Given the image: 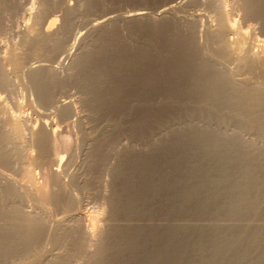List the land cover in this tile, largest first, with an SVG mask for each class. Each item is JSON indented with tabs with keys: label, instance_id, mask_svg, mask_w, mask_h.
<instances>
[{
	"label": "rangeland",
	"instance_id": "rangeland-1",
	"mask_svg": "<svg viewBox=\"0 0 264 264\" xmlns=\"http://www.w3.org/2000/svg\"><path fill=\"white\" fill-rule=\"evenodd\" d=\"M178 1L179 0H0V79L2 78L1 74H4V76L6 75L9 78L11 77L10 79L7 78V80L9 79L11 81L13 78V80L11 81L13 84L8 80L11 83V85H13V86H8L10 88L5 87L6 88L5 89L4 86L1 87L2 85L0 83V99H1V102H0L1 108L0 109L7 107L5 110L6 111L8 110L7 113L3 109L0 111V117H1L0 123H2V121H6V127H5L4 123L2 125L0 124V126H2V128H0V130H2V132L1 131L0 132H1L2 136L3 135L4 136H10L11 132H12L11 127H13V124H14V123L12 124L11 122H16L18 125L20 123L21 129H20V127H19V129L22 130L21 131L22 134L19 133L20 132V130H19L18 135L19 134H20V136L22 135L21 136L22 139H21V137L18 136L19 138L18 137L17 138L19 140H17V142L18 143L21 142V145H22V142L24 143V141H25L24 144H26V145H24V146H26L25 149H24L23 145H22V147H20V150L22 149L20 152L23 151L25 155L22 153L21 154L23 155V157L26 156V152L29 154L28 151L25 152V150L27 148V150H30L29 157L32 158V156H33L32 159L30 158L31 160H29V159L25 160L21 156L25 161L23 159H22L23 160L22 161L20 159L21 158L20 157L19 158L20 160L19 159L13 160L14 162L12 161V163H10L9 165L8 164L7 165L2 164V166L0 165V167H1L0 170H2V172L4 171V173H6L8 175L11 174L12 177H13V175L16 176L18 178L17 179L18 182H19V180H22V181H20V183L25 184V187H26L28 193H30V194L34 193V190L35 189L37 190V188H38V191L43 192L47 188L44 192L48 191V193H46V195H48V194L50 195L53 192L52 188H54V186L52 183H50L51 181H49V179L51 177L49 178L48 176H50L51 174H49V175H47V174L49 171H50V173H53L55 171L57 172L60 169L57 173L56 172L55 173L58 176L61 174L60 177H62L61 179L63 180V182L65 181L67 186H70V189L73 191V193L75 195H77L79 202H80L82 212L86 211L87 214H91V215L96 216V217L100 216L99 217L100 219H102V218L107 219L108 220V227L110 226L109 229L115 228L116 230L120 229L121 231H123V230H127V227L130 226L129 229L137 228L140 230H142V229L144 230V233L142 232V234H139V236H137V238L139 240L134 241V240H136L135 236H133L134 237L133 239L130 238L131 240H133V242H137L139 244V249L142 250V251H139V253L143 254V256L146 254L150 255L149 253H151V255H153L154 253L156 254L157 251H162L164 253H167L166 258L169 259V260L168 259L165 260V262H164L165 264H211V262L207 263L208 262L207 260L210 259V257H209L210 251L209 250L207 251V249L201 250V247H205V244L209 243V241H207V239L210 240L208 236H209V234L211 235V233H212V231H210L211 233H208L209 227L211 228V226L214 225V226L218 227V230H221V231L225 230L228 233H232L233 231H235L234 229L237 230V228H236L237 226L238 227L240 226L239 228L241 231L240 230H237V231L239 234H241V232L243 231L242 229L245 226L247 227V225H250V223H249L250 220L252 221V223H251L252 225H254L256 223V221H257V223L255 225L264 224V221H262V220H264V209H263L264 208V197H263V195H264V189H263L264 188V180H263L264 179V160H263L264 159V147H263L264 146V128L261 129V131L259 130V133H258L257 130H254L252 128L254 126L257 127L258 124L256 125L255 123L258 121H253L252 123H254V124L248 123L249 127L246 124V120L241 121V122H234V124L237 127H238V123H239L240 128L245 129V130H243V132H241L239 134V137L242 138L241 140H243V141L246 139L244 141V143L246 141L247 142L245 144H242V147H243V148L241 147L242 150L240 147H238V148L234 147L238 151L236 149L231 148V151L227 150L226 151L227 153L223 152V154L221 156H215V155H209L208 154L209 152L206 151V149H204L203 145L206 147L208 145L207 143H203L201 141L197 142V138L191 137V136L189 137V135L187 136L186 133L184 134V131H185V129H187L188 125H185V124H182L181 122H179L180 117L175 116L170 112L167 113V115H166V111L163 109L164 103H165V101H164V89L165 88L162 87L163 84L157 85V83L154 82L157 77H162L163 74H161L160 69L159 70L158 69H151V59H153V58L158 59V57H159L161 60V56H162L161 53H163L162 59L163 60L166 59L169 56V54L171 53L170 50L176 48L171 44V41L175 37L176 38L174 40L180 39L179 41H181V42H182L183 37H186V38L192 37L193 39L195 38L197 43H199L200 41L201 42L204 41V39L202 38L203 37V30H204L203 27H204L205 22H206L204 17L202 19H200V21L202 20V22H203L202 23L200 21L194 22V21H192L191 18H188L191 21L188 19H187L188 20L187 21V20L173 19V18L168 17V16H157L155 14V12L166 7L167 5H169V4L172 5V3L175 4ZM195 2H196V0H192V2H191V0H189L188 3L185 4L186 8L182 7V11L186 12L184 14L189 15L188 13L190 12V15H191L192 13L194 14V12L195 11L197 12L198 10H199L198 13L202 12V14L204 13V11L209 12V8H207V10L204 9L207 7L206 5H204V0H202V2H201V0L200 1L197 0V3H195ZM198 3H200V4H198ZM29 7L33 8V9H30ZM191 7L192 8L194 7L193 10L195 9L193 12H191L192 9H189ZM26 8L31 10V13H32V14L29 13L30 20L27 21V24L29 23L28 26L25 25V23L23 22V19L21 18V17H23V14L21 12H23L22 10L26 9ZM183 8H185V9L183 10ZM201 9H203V10H201ZM140 10H143L145 12L154 13L155 15L152 17V19L151 18H145V19L130 20V21L115 20V22L113 21L111 23L104 21V22H102L103 24H100V22L98 24V21H97V20L100 21L101 18L106 17L107 15L108 16L118 15V14L119 15H121V14L122 15H124V14L128 15L132 11L134 12V11H140ZM37 13H39V14L37 15ZM49 13H51L52 15L55 14L57 17L54 28L55 27L57 28V26H58L59 31L60 32L62 31V33H60L58 31V28L57 29L52 28V30L53 29L56 30L55 31L56 37L59 39L60 43H62L61 41H63V43L60 44L61 47H59V48H62L63 46L65 48H70L73 45L71 47L72 53L67 58L68 61L66 60L67 61V62L65 61L66 63L60 62L58 64V67H56L57 66V60L55 59V57L58 59L56 51L59 48L56 49V51L54 53V55H56V56L54 58H53V56H54L53 52H51V51L50 52L48 51L49 56H46L45 53L47 52L46 50H49V49H47L48 47L45 48L46 50H42L43 52L45 51L44 53H42V52L33 53L34 47L33 48L31 47V49H29V47L26 46L28 44H26V41L24 38H23V41L25 43H23V41H22L23 36L21 37L20 36L21 34L19 35V33H22L23 31L27 32V30H29V28H32V26H35L37 28L40 26L39 24L42 25L41 21L43 19H45ZM40 14L42 15L41 17H39ZM51 14H49V16ZM36 15H37V18L35 17ZM44 15H45V17H43ZM33 17H35V18H33ZM27 19H28V17H27ZM95 19H97V20H95ZM36 20H37V22L40 20V23L39 22L37 23ZM46 20H47V18H46ZM46 20L43 23L44 26L46 25ZM181 21H183V22L181 23ZM61 22L62 23L64 22L65 25L67 23V25L66 26L62 25ZM93 23L94 24L96 23L95 26L94 27L90 26V25H93ZM30 25H31V27H30ZM195 25H199L200 27L203 26L202 31H201L200 27H197L194 29ZM60 26H63V27L61 28ZM35 27H33V28L36 29ZM63 28L64 29L67 28L68 30L66 29V31L65 30L63 31ZM92 28H94V29H92ZM193 31L195 32L194 33L195 35L193 34ZM66 32L69 34H67ZM190 32L193 35L190 34ZM198 32H200L199 33L200 36L197 35ZM255 32H256L255 34L257 35V37H259V39H264V34L261 35L259 30L256 29ZM172 33H173V35H172ZM59 34H61V35H59ZM62 34L65 36V39H64V36ZM201 34H202V37H201ZM167 35H169V36L172 35V36H174V38L172 36L171 37L168 36V39H167L166 38ZM72 36L74 38H72ZM200 37H201V39H199ZM67 38L69 39V41ZM186 38H185V40L189 39V38H187V39ZM202 39H203V41H202ZM166 41H169V43ZM183 41H184V39H183ZM66 43H67V45H66ZM172 43L175 45L174 41H172ZM167 44L171 45V46L169 45L170 49L168 48ZM28 46H31V45H28ZM157 46H158V49H157ZM160 49H162V51ZM166 49L168 51H166ZM160 51H161V53H160ZM163 51H165V52H163ZM6 52H7V54H9L10 57L13 53H15L14 55H17V53L20 54V55H17V56H19L18 57L19 59L17 60V62H18L17 64L19 66L21 64L22 69H20L18 67V65H16V66L11 65L10 64L11 60L9 61L10 57H7L8 59H5L6 56H8L6 54ZM167 52H169V53H167ZM41 53H42V55H41ZM50 53H52V54H50ZM38 54H40L41 57H40V55L38 57ZM34 55H36L35 58H34ZM78 55H80V56H78ZM165 55L166 56L168 55V56L166 57ZM25 56H27V57L25 58ZM42 56L43 57L45 56V59ZM81 56H82V58H81L82 63H80L81 59H78ZM3 57H5V58H3ZM46 57H48L50 59L51 58L55 59V60L51 59V61H55V64H54L55 69L54 70H56V71L55 72L49 71L50 72L49 73L46 70L47 73L42 75V76H44V77H42L43 78L42 81H43L44 85H45V83L49 82V88L50 87L53 88L52 90L50 88L49 94H50V91H51V94L53 92L52 95L50 94V98L53 97L54 99H50V100H52L53 102H55L56 99H59V100L62 99L61 101L68 100L70 102V104H73L74 107L72 105L71 106L73 107V109L75 108V112L77 113V115L79 117L81 115H83V116H81L82 118L80 117L82 119V121L80 119L81 124L84 128V129H82V130H84L83 132L81 129L76 128L77 125H75L74 127H69V130H67V132L69 131L68 133L65 132V133H62V135H57L56 138L59 141L61 140L60 143L56 138L54 141L53 136H50V138H48L49 141L47 140L48 142H46L47 144L50 141L52 143L54 141L55 144L58 143L57 145L61 148V150H60V148H58V146L56 148V145H54V143L52 144L51 147H54L55 149H57L56 151L60 150L59 153L60 152L64 153V160H63L61 165L59 164V167H58L57 163H56V165H55V163H53V160H54L53 157L55 158V156L57 155V152L55 153L54 152L55 150H53V148L50 147L51 142L49 143L50 145L49 144L47 145L48 150H49L48 153L52 150L53 153H55V155L54 154L51 155V153H52V151H51L49 153L50 154L49 156H51L52 158L49 157L48 155H46L44 157L45 161H42L41 159L39 160L36 158L37 157L35 155L36 150L34 149L33 146H31V144L33 145L32 141L30 142V139L32 138L31 134L33 133L32 130L36 131L37 130L36 128H38V130H39V124L36 121L38 119L37 118L38 113H35V112L37 110L43 109V107H41V106H43L44 102H42L41 99H39V97H37L38 95L36 93V90L34 92L33 83L30 82L32 80V79H30L31 76H28V77L26 76V75H30L31 70L26 72V67H27V64L32 63L35 60H40V59L42 60L43 59L42 61L45 60V61L50 62V59H47ZM1 58L4 61H2ZM74 58L80 62L76 61ZM31 59L33 60L32 62H31ZM70 59L72 61L77 62V63H75V62L73 63ZM83 59H85V61ZM19 61H20V63H19ZM1 63L3 66L4 65L5 66L3 67L1 65ZM69 63H71V64H69ZM84 63H86V64H84ZM7 64H8V66H7ZM61 64H62V66H61ZM73 64H75V65H73ZM2 67L5 68L6 71ZM12 68H15V69H12ZM11 70H14V71L16 70L17 72L15 71L16 73H12L14 71L11 72ZM5 72H8V73H5ZM47 74L50 77H48ZM115 74H116V76H115ZM44 78L45 79L47 78L46 79L47 82L45 81ZM48 79L55 81L57 84L55 82L50 83L51 80H48ZM93 80H95V81H93ZM0 82H1V80H0ZM50 84H53V85L50 86ZM54 85H56V86L54 87ZM47 87H48V85H47ZM46 90L48 93V88H46ZM162 90H163V93H162ZM99 95L103 96L102 98H104V102H103L104 105L101 104L102 103V102H100L101 96H99ZM36 97H37V99H36ZM55 97H56V99H55ZM64 97L66 99H64ZM67 97L69 99H67ZM2 100H3V104H2ZM59 100H57V101H59ZM109 100H111V101H109ZM120 101H121V103H120ZM40 102L42 103V105L40 104ZM114 104H116L117 106ZM127 104H128V106H127ZM2 105H3V107H2ZM110 105H112V106H110ZM101 106H104V107L102 109H100ZM160 106H163V107H160ZM106 107H107V109H106ZM111 107H112V109H111ZM159 107L161 109H159ZM150 109H152V110H150ZM106 110H108V111H106ZM3 111L7 115H1ZM11 111H13L12 113L13 114L15 113V115L19 114V111L23 112L22 115H24V117H22L21 120L18 119L17 120L18 122L16 120L12 121V119L10 117H8V116H10L9 115L10 113H8V112H11ZM163 111H164V113H162ZM4 112H3V114H5ZM79 113H80V115H79ZM155 114H157V115H155ZM6 116L9 119L8 121L5 118ZM27 121H29V125H27L28 124ZM31 122H33V123H31ZM7 124L12 125V126H9ZM30 124L35 125L36 128L31 129L34 126L30 127ZM250 124L252 127H250ZM227 125H232V124H227ZM259 125H264V122L259 123ZM259 125H258V127L261 128V126H259ZM103 126H104V128H103ZM3 127H4V129H3ZM8 127H9V129H8ZM77 129H79V130H77ZM8 131H9V133H8ZM72 131H73V133H72ZM185 132H187V131H185ZM4 133H8V134L5 135ZM181 133L183 134V136ZM256 133H258V134H256ZM1 135H0V141L2 139ZM88 137H89V139H87ZM239 137H238V139H240ZM51 138H52V140H50ZM20 140H23V141H20ZM28 140H29V143H28ZM262 141H263V143H262ZM30 146H31V148H33V151L30 148ZM202 148L204 150H202ZM7 150H8V148H7ZM64 151H66V153ZM205 151L207 152L208 155L206 154ZM248 152H249V154H248ZM197 154L199 155V157ZM200 155H202V156H200ZM47 156L49 158H51L50 162H49V160H47V159H49ZM213 156H215V157H213ZM244 156H245V158L243 159ZM46 157H47V159H46ZM188 157H190L191 159L190 158L188 159ZM225 157H227V158H225ZM34 159L38 160L39 162L41 161V163H37L38 161H35ZM185 159H187V160H185ZM200 159H202V160H200ZM252 159H254V160H252ZM66 161H67V163H66ZM202 161H203V163H202ZM221 161H222V163H221ZM73 162L75 165L73 164ZM224 162H225V164H224ZM233 162L234 163L236 162V163L234 164ZM64 163H66V164H64ZM228 163H229V165H227ZM222 164H223V167H222ZM63 165L65 167H63ZM248 165H250V166H248ZM69 166H70V168H69ZM217 166H219V167H217ZM247 166L249 168L251 167L250 170H252V173H253V175H249L250 177L249 176L247 177V173H246L247 168H248ZM147 167L149 169L148 171H147ZM226 167H227V169H225ZM26 168L28 170L27 172H25ZM140 168H144V169L146 168L145 171L143 169V171H144L143 175H145L146 171H147V175H145L143 177L142 169H140ZM203 168H205V169H203ZM22 169H24V170H22ZM211 169L213 170V172ZM222 169H224V170H222ZM244 169H245V171H244ZM18 170H20L21 173H19L20 171L18 172ZM51 170H52V172H51ZM202 170H203V172H202ZM22 171H23V173H22ZM29 171H31V172H29ZM216 171L219 173H217ZM222 172H224V173H222ZM237 172H238V174H237ZM58 173H60V174H58ZM67 173H68V176H67ZM239 173L241 175H243V177ZM230 174L232 177H230ZM245 174H246V176H245ZM71 175L72 176L74 175V177H75V178L72 177V180L76 182L75 184H74V182H72V180L70 178ZM210 175H212V176H210ZM219 175L220 176L221 175H223V176L228 175L230 177L228 179L229 183L233 179L235 181L234 183H239L242 185L244 184L243 185L244 188H246V186H248L247 187V188H249L248 190H250V188H251V190L249 192L251 193V195H254V196L256 195L255 197L258 198L259 201H261V202H259V205L261 207L258 205L259 208L255 209V210H248L247 212H243V213H242V211H240V212H234L233 211V212H231V214L233 213L232 216H230V213L228 212L229 211L228 210L229 204L228 203H227L228 205L226 204V202H227L226 201V192L225 193L222 192L223 190H225V188H224V186L221 187V185H218L224 181V180L223 181L220 180ZM204 176L206 179L204 178ZM259 176L261 178L262 177L263 178L262 179L260 178L261 180L260 179L258 180ZM16 177H13V178L16 179ZM148 177H150V178H148ZM234 177H235V179H234ZM236 177H238L241 180H242V178H244V179L241 181ZM68 178H70V181ZM215 178H218V179H215ZM236 179H238L237 180L238 182H236ZM247 179H248V181H247ZM250 179H252V180L250 181ZM198 180H199L200 184L203 183L202 186H199V190L202 189L201 193L198 194L199 196L195 195V197H194V195L191 194L190 196H188L187 199H185L184 197L183 198L180 197V194L185 190L184 188L188 189L187 185H189L190 183L191 184L192 183H199ZM47 181L50 183V185ZM213 181H215V182H213ZM218 181H220V182H218ZM131 182H134V183H131ZM144 182H145V184L146 183H150V184L152 183L151 184L152 186L150 184L145 186V188L147 189L146 190L144 187H141V184H143V186L145 185ZM216 182H217V184H216ZM47 183L49 186L47 185ZM185 183H187V184H185ZM249 183H250V185H249ZM71 184L73 186H71ZM134 184H135V186H134ZM155 184L157 185L158 189L160 186H162V187H160L162 189H159V190L156 189ZM161 184H163V185H161ZM209 184H210V186H209ZM252 184H256V185H252ZM139 185H140V187H139ZM182 185H183V187H182ZM50 186H51V188H48ZM253 186H254V188H252ZM127 187H129V188H127ZM131 187H132V190H134V191L130 190ZM151 187H153V188H151ZM191 187L194 188V185H192ZM201 187H203V188H201ZM136 188H139V191H138V189L136 191ZM140 188H144L143 190H146V191H140L141 190ZM150 188H151V190H150ZM214 188H216V189L219 188L218 192L220 194H218L216 196H212L210 193L212 192V190L215 193L216 189H214ZM221 188H224V189L221 190ZM182 189H184V190H182ZM252 189H254V190L252 191ZM49 190L52 192H50ZM55 190L56 189L54 188V191ZM162 190H163V192H162ZM206 190L207 191L209 190L211 192L206 193L207 192ZM219 190H221V191H219ZM154 191H156V192H154ZM160 191H161V194H160ZM177 191H178L179 195H177ZM259 191H261V192H259ZM137 192L139 194H143V195H139ZM113 193L115 196H113ZM130 193H131V195H130ZM175 193H176V195H175ZM43 194H45V193H43ZM111 194H112V196H111ZM116 194L119 196H117ZM120 194H121V198L125 202L123 201L124 203L121 202L120 204H117V203L115 204V201L118 198L120 199ZM152 194H155V195H152ZM128 195H130V196H128ZM158 195L161 197H159ZM131 196H132L133 200L130 201L129 204H127V201H126L127 197H131ZM163 196H165L166 198ZM178 196H179V198H178ZM181 196H184V195L181 194ZM111 197H114V198L112 199ZM143 197H144V199H143ZM145 197H146V199H148V201L145 199ZM209 197H211V198L208 199ZM152 198H154V199H152ZM156 198H157V200H159V199L160 200L157 201V200H155ZM180 198H182L183 201ZM190 198L193 200H191ZM205 198H207L208 201L211 202V204H210V202L207 201V199L205 200ZM122 199H120V201H122ZM262 199H263V201H262ZM201 200H203L204 202H208L209 206H208V203L201 205V204H203L201 202ZM212 201H214V203ZM142 202H144L146 205L143 204ZM109 203H111V204H109ZM113 203H114V205H113ZM122 203L124 205H126L127 207L124 206ZM141 203L143 204V207H142ZM221 204H223V205H221ZM44 205L46 206L47 211L49 212V214L51 216L60 215V213H62L63 210H66V207H64L63 205L53 204L52 202H50L48 200H46V202L44 201ZM54 205H57L58 207L60 206L59 209H56L58 207H56ZM137 205H139V206H137ZM226 205H227V207L225 209ZM194 206L196 209L194 208ZM198 206L200 208L203 206L202 207L203 209L201 208V210H200V208H197ZM222 206H224V207H222ZM108 208H110V209L108 210ZM212 208H213V210H212ZM130 209H132V210H130ZM134 209H138V210L134 211ZM58 210H60V212ZM119 210L120 211L125 210V211L120 212ZM218 210H221V211H218ZM89 211L92 213H90ZM109 211H110V213H109ZM243 211H246V210H243ZM253 211H254V214H253ZM154 212H155V214H154ZM218 213H219L220 217L218 216ZM234 214H236V216H234ZM252 215H253V217H252ZM216 216L219 218H217ZM250 216H251V218H250ZM235 217L236 218L239 217V218L236 219ZM140 218H142V219H140ZM173 218H175V219H173ZM255 218H256V220H255ZM186 221L188 224L186 223ZM196 221H198V222H196ZM189 222H191V223H189ZM213 222L216 223V225ZM241 222H243V223H241ZM130 223H132V224L130 225ZM247 223H249V224H247ZM168 224H169V227H168ZM209 224H210V226H209ZM241 224H243V225H241ZM172 225H175V227H178V228H186L187 226H189L190 228H193L192 226H195V227L192 231L187 232V233L184 231H183V233L178 231L181 234L180 235L176 231L174 234V230H171V228L175 229V227ZM176 225H178V226H176ZM224 225H225V227H224ZM228 225L231 228L228 227ZM199 226H200V228H198ZM220 226H222L224 228V230H222L223 228L222 227L220 228ZM108 227H107V230H108ZM117 227H119V228H117ZM162 228H163V230H162ZM164 228H166V229H164ZM167 228H168V230H167ZM199 229H203V230H199ZM148 230L150 231V233ZM152 230H154V231H152ZM196 230H198V233ZM157 231H159V232H157ZM166 231H167V234L164 235V232L166 233ZM201 231H206V232H204L205 237L202 234L200 235ZM237 231H235V232H237ZM145 232H146V234L148 233L149 236H148V234L146 235ZM191 233H193V234H191ZM206 233H207V235H206ZM152 234H154V235H152ZM176 234H178V235H176ZM155 235H157V236H155ZM173 236H174V238L176 237L175 239H177L179 241H181V240L183 242L185 241L184 242L185 245L183 244L184 247H182L183 250H182V248H180L181 250L178 251L177 253L173 252L170 248V245H169V243L172 241L171 239L173 238ZM110 237L113 240V241L111 240L112 241L111 243L113 245V247H112L113 249L111 251H109L107 253V255L105 254L104 256L107 258L114 257V259L115 258L116 259L118 258V259L111 261V262H108V264H127V263L129 264L131 262V261L129 262V259L132 258V252L131 251L127 252L125 250V252L124 251L120 252V255H119V253L117 252V247H114V244L116 245L118 242H120V243H118V245H121L123 248L127 249L129 247L130 243L132 242L129 239L130 236L122 234L121 236L120 235H117V237L114 236L115 239L112 237V235H110L109 238ZM152 237H154V239ZM261 237H260V239L256 240L257 243L254 242L255 245L259 244L258 246H254V243L250 244V243L246 242V240L243 241L245 243H242V249L248 248L247 250L250 252L252 251L253 253L251 254L250 252L247 251L248 253L246 252L245 255H243V254L238 255L239 256V257L237 256L238 259L236 258L235 262L230 263V264H236V263L237 264H239V263H241V264H245V263L251 264L252 263L253 264L254 262H255L254 264L263 263L264 262V260H263V258H264V245H263L264 244V242H263L264 238L263 237H264V235ZM141 239H143V240H141ZM160 239H161V241H160ZM175 239H173V240H175ZM241 239L244 240V236H242V234H241ZM169 240H171V241H169ZM140 241H142V242H140ZM153 241H154V243H153ZM202 241L203 242L205 241V242L203 243ZM114 242H116V243H114ZM146 242L149 244V246ZM176 242H178V241H176ZM125 244H127V245H125ZM150 244L153 246H151ZM141 245H142V247H141ZM243 245H245V247H243ZM180 246H181V244H180ZM197 246H199L200 248ZM249 246H250V248H249ZM48 247L50 249H53V247L51 245H48ZM70 247L67 248L68 250L65 249L66 252L68 251L69 253L71 252V254H73V255H71L68 252L67 253L65 252L67 254V259H68V260H66L67 264H71V263L72 264H74V263L75 264L76 263L77 264H85L88 261V260H85L84 257L80 256V252L77 249L73 248V251H75V252L70 251L72 249V247H71V249H70ZM144 248H145V250H144ZM146 248L148 250H146ZM156 248H158V250ZM164 248H165V250H164ZM193 249L196 251H194ZM255 249L257 250L256 252H255ZM259 249L261 250V252ZM206 253H207V255L208 254L209 255L207 256ZM117 254H118V256L115 257V255H117ZM171 254H174L175 257L173 258L172 256H174V255H171ZM248 254H250V255H248ZM168 255H171L170 256L171 258H169ZM68 256H70L71 258ZM202 256H203V258H202ZM249 256L253 260L250 259ZM196 257H197V259H196ZM225 259H227V260H225ZM69 260L72 262H69ZM247 260H248V262H247ZM249 260H250V262H249ZM116 261H117V263H116ZM221 261L224 262V264H229L227 257H225ZM221 261H219L218 264H220ZM86 264H92V262H88Z\"/></svg>",
	"mask_w": 264,
	"mask_h": 264
},
{
	"label": "bare ground",
	"instance_id": "bare-ground-1",
	"mask_svg": "<svg viewBox=\"0 0 264 264\" xmlns=\"http://www.w3.org/2000/svg\"><path fill=\"white\" fill-rule=\"evenodd\" d=\"M189 0H179L178 2H176L175 4L172 3V5H167L166 7L160 9L159 11L155 12V14L157 16H168L171 17L173 19H178V20H187L188 18H191L192 21L194 22H198L200 21V19H202L203 17L205 18L206 22L205 25L203 27V37L201 34V37L204 39H202L203 42H199L197 43L196 39L194 38H189L187 39L186 37H183L182 42L179 41L180 39H176L174 40V36L172 33V37L174 38L172 41L175 42V45L172 43L171 44L176 47L175 49L170 50V54L167 57L166 55V59H162L163 57V53H161L162 49H160V53L162 54L161 56V60L158 57V59H151V69H160L161 70V74H163L162 77H157L155 79L154 82L157 83V85L159 84H163L162 87H164V110L166 111V115L167 113H172L175 116L180 117L179 122H181L182 124L188 125L187 129H185L184 134L186 133V135L189 137H195L197 138V142L201 141L203 143H207L208 145L204 147V149H206V151H208L209 155H215V156H221L223 154V152H226L227 150L231 151V148L236 149L234 147H242V144H245L244 141L246 140H241L242 138L239 137V134L241 132H243V128H240V124L238 123V127L234 124V122H241L246 120V124L249 127L248 123L254 124L252 123L253 121H258L255 124L259 125V123H263L264 122V39H259V37H257V35L255 34V30H259V32L262 34H264V0H204V5H206L207 7L204 8L205 10H207V8H209V12H205L202 14L198 13V11L194 14L192 13L190 15V12L188 13L189 15H186L182 11V7L186 8V5L188 3ZM200 1V0H199ZM10 2V1H9ZM54 2V1H53ZM192 2V0H191ZM202 2V0H201ZM200 2V3H201ZM51 3V2H50ZM59 3V2H58ZM63 3V2H62ZM197 3V0L196 2ZM198 3V4H200ZM9 4V3H8ZM194 4V3H193ZM203 4V3H202ZM55 5V4H54ZM66 5V4H65ZM195 5V4H194ZM62 6V5H61ZM203 6V5H202ZM51 7V6H50ZM49 7V8H50ZM66 7V6H65ZM69 7V6H68ZM190 7V6H189ZM195 7V6H194ZM193 7V8H194ZM204 7V6H203ZM28 8V7H27ZM23 9L21 12L23 14V17H21L23 19V22L25 23V25H29V23L27 24V21L30 20V16L29 13H31V10L29 9ZM30 9H33L31 7H29ZM183 8V10L185 9ZM193 8H189L192 9L191 12H193ZM20 9V8H19ZM43 9V8H42ZM38 10V9H37ZM40 10V9H39ZM61 10V9H60ZM187 10V9H186ZM197 10V9H196ZM203 10V9H201ZM30 11V12H29ZM53 11V10H52ZM58 11V10H57ZM190 11V10H189ZM39 12V11H38ZM55 12V11H54ZM53 12V13H54ZM60 12V11H59ZM131 12V11H130ZM45 13V12H44ZM52 13V12H51ZM49 13V14H51ZM56 13V12H55ZM58 13V12H57ZM62 13V12H61ZM129 13V12H128ZM32 14V13H31ZM39 13H37L38 15ZM48 14V16H49ZM124 14V13H123ZM154 13H150V12H145L143 10L140 11H132L130 14L128 15H110V16H106L103 17L99 20L95 19L98 21V24L100 22V24H103L102 22L106 21V22H115V20H121V21H130V20H140V19H145V18H151L155 15ZM35 15V14H34ZM37 15L35 16L37 18ZM55 15V14H54ZM50 15L49 17L46 16L45 19H43L42 25L39 24V27H35L36 29H32L29 28V30H27V32H22L19 33V35L22 37V41L23 38L26 41V44L31 45L27 47H29V49H31V47H34V52H42L44 53L42 50H46L45 48L49 49L46 50L47 52L45 53L46 56H49L48 51L53 52V55L56 51L57 48L61 47L60 44L63 43V41H61L62 43H60L59 39L56 37V30L57 29L55 26V22H56V15ZM58 15V14H57ZM22 16V15H21ZM42 15L40 14L39 17H41ZM156 16V17H157ZM28 17V19H27ZM33 17V18H35ZM45 17V15L43 16ZM42 17V18H43ZM41 18V19H42ZM69 18V17H68ZM155 18V17H154ZM40 19V20H41ZM35 20V19H34ZM38 20V19H37ZM36 20V22H37ZM40 20L38 21L40 23ZM46 20V25L44 26V21ZM190 20V19H188ZM187 20V21H188ZM93 21V20H92ZM96 21V22H97ZM177 21V20H176ZM191 21V20H190ZM37 22V23H38ZM66 22V21H65ZM105 22V23H106ZM183 21H181L182 23ZM202 22V20L200 21ZM199 22V23H200ZM32 23V22H31ZM30 23V24H31ZM35 23V22H34ZM69 23V22H68ZM193 23V22H192ZM203 23V22H202ZM201 23V24H202ZM62 25H65V23L61 22ZM88 24V23H87ZM96 24V23H95ZM95 24L93 23V25L90 26H95ZM186 24V23H185ZM191 24V23H190ZM195 24V23H194ZM34 25V24H33ZM37 25V24H36ZM67 25V23H66ZM65 25V26H66ZM165 25V24H164ZM200 25V24H199ZM199 25H195L194 29L197 27H200ZM26 26V27H27ZM43 26V27H42ZM64 26V27H65ZM70 26V25H69ZM87 26V25H86ZM89 26V25H88ZM103 26V25H102ZM176 26V25H175ZM189 26V25H188ZM193 26V25H192ZM31 27V25H30ZM61 28L63 26H60ZM202 27L201 31H202ZM39 28V29H38ZM52 28H54L52 30ZM171 28V27H170ZM188 28V27H187ZM67 29V28H66ZM66 29L63 28V31ZM94 29V28H92ZM199 29V28H198ZM25 30V29H24ZM68 30V29H67ZM185 30V29H184ZM200 30V29H199ZM198 30V31H199ZM59 31V28H58ZM93 31V30H92ZM60 32V31H59ZM90 32V31H89ZM186 32V31H185ZM62 33V31L60 32ZM65 33V32H64ZM67 33V32H66ZM183 33V32H182ZM195 32L193 31V34ZM200 32L197 33V35L200 36L199 34ZM69 34V33H67ZM89 34V33H88ZM166 34V33H165ZM168 34V33H167ZM190 34H192L190 32ZM192 34V35H193ZM61 35V34H59ZM63 35V34H62ZM71 35V34H70ZM73 35V34H72ZM176 35V34H175ZM183 35V34H182ZM191 35V36H192ZM195 35V34H194ZM260 35V34H259ZM58 36V35H57ZM64 36V35H63ZM62 36V37H63ZM67 36V35H66ZM77 36V35H76ZM167 35V39H168ZM169 36V37H171ZM177 36V35H176ZM180 36V35H179ZM178 37V36H177ZM182 37V36H181ZM194 37V36H193ZM201 37L199 39H201ZM60 38V37H59ZM72 38H74L72 36ZM185 38L187 40H185ZM62 39V38H61ZM65 39V36H64ZM68 39V38H67ZM71 40V39H70ZM69 41V39H68ZM164 41V40H163ZM165 42V41H164ZM169 43V41H166ZM21 43V42H20ZM23 43H25L23 41ZM162 44V43H161ZM60 45V46H59ZM67 45V43H66ZM168 45V44H167ZM170 45V44H169ZM168 45V48H169ZM73 46V45H72ZM71 46V47H72ZM164 46V45H163ZM162 46V47H163ZM171 46V45H170ZM65 48L64 46L62 48H59L56 51L57 57L58 59L55 57L56 55H52L53 58L55 57V59L57 60V66L60 62H65L67 60V58L70 56V54L72 53L71 50L72 48ZM173 48V47H172ZM76 49V48H75ZM158 49V46H157ZM164 49V48H163ZM170 49V48H169ZM25 50V49H24ZM19 51V50H18ZM17 51V52H18ZM22 51V50H21ZM166 51H168L166 49ZM13 52V51H12ZM159 52V51H158ZM165 52V51H163ZM32 53V54H33ZM41 53V55H42ZM169 53V52H167ZM166 53V54H167ZM7 54V52H6ZM15 53H13L11 55V57L9 56V54H7L8 56L3 57L5 59H8L7 57H10L9 62L11 65H18L17 60L19 59L17 55H20L17 53V55H14ZM24 54V53H23ZM22 54V55H23ZM44 54V55H45ZM48 54V55H47ZM52 54V53H50ZM80 54V53H79ZM153 54V53H152ZM29 55V54H28ZM40 54H38L39 57ZM40 55V57H41ZM157 55V54H156ZM73 56V55H72ZM80 56V55H78ZM27 56H25L26 58ZM32 57V56H31ZM36 57V55H34V58ZM43 57V56H42ZM22 58V57H21ZM24 58V57H23ZM45 59V56L43 57ZM47 59H50L48 57H46ZM51 58V59H53ZM71 58V57H70ZM73 58V57H72ZM82 56L78 59H81ZM2 59V58H1ZM33 59V58H32ZM31 59V62L33 61ZM37 59V58H36ZM39 59V58H38ZM42 61L40 60H35L32 63L27 64L26 67V72L30 71V75H26L31 76L30 79H32L30 82L33 83L34 86V92L36 90L37 93V97H39V99H41L43 103V109L42 110H37L35 113L37 114V123L39 124V130L38 128L35 127V125H31L30 127H32L31 129H37L36 131L32 130V140L30 139V142L32 141L33 145L31 144V146L34 147V149L36 150L35 155L37 156V159H41L42 161H45V156L46 155H50L49 153L52 151H50L48 153V147L47 145L51 142H49L48 144L46 142H48V138H50V136L54 137V141L55 138L57 137V135H62V133L67 132V130H69V127H74L75 125L76 128L79 129H84L81 121H82V117L83 115H81L80 117L77 115V113L75 112V108L73 109V104H70V102L68 100H59L56 99L55 102H53L50 99H54L52 96V98H50V94H49V82L48 83H43L42 81V76L43 74H46V70L55 72V61ZM53 59V60H55ZM75 59V58H74ZM71 60V59H70ZM69 60V61H70ZM76 61H78L77 59H75ZM85 61V59H83ZM160 60V61H159ZM2 61H4L2 59ZM7 61V60H6ZM68 61V60H67ZM66 61V62H67ZM72 61V60H71ZM70 61V62H71ZM102 61V60H101ZM30 62V61H29ZM65 62V63H66ZM73 63L75 61H72ZM80 62V61H78ZM3 63V62H2ZM1 63V65H2ZM20 63V61H19ZM26 63V62H25ZM28 63V62H27ZM77 63V62H75ZM82 63V59L81 62ZM71 64V63H69ZM86 64V63H84ZM75 65V64H73ZM3 66V65H2ZM5 66V65H4ZM3 66V67H4ZM8 66V64H7ZM6 66V67H7ZM13 66V67H14ZM60 66V65H59ZM62 66V64H61ZM78 66V65H77ZM82 66V65H81ZM2 67V68H3ZM10 67V66H9ZM12 67V66H11ZM18 67L20 69H22L21 64L20 66L18 65ZM17 67V68H18ZM70 67V66H69ZM76 67V66H75ZM80 67V66H79ZM103 67V66H102ZM16 68V67H15ZM12 68V69H15ZM18 68V69H19ZM5 70V68H3ZM19 69V70H20ZM103 69V68H102ZM101 69V70H102ZM17 70V69H16ZM15 70V71H16ZM18 70V71H19ZM6 71V70H5ZM14 70H11V72ZM12 72V73H16V72ZM107 71V70H106ZM23 72V71H22ZM8 73V72H5ZM25 73V72H24ZM50 73V72H49ZM58 73V72H57ZM82 73V72H81ZM104 74V73H103ZM2 78L1 80V87L4 86V88H10L8 86H13L11 85V81L9 79V77H7L6 75L4 76V74H1ZM9 75V74H8ZM13 75V74H12ZM48 75V74H47ZM116 76V74H115ZM6 77V78H5ZM16 77V76H15ZM47 77V76H46ZM48 77H50L48 75ZM47 77V78H48ZM7 78H9L8 80L11 82H9L7 80ZM19 78V77H18ZM46 78V79H47ZM55 78V77H54ZM104 78V77H103ZM45 79V78H44ZM45 79V81L47 82V80ZM51 80V79H48ZM96 80V79H95ZM93 80V81H95ZM29 81V80H28ZM52 81V82H51ZM50 83H53L55 81L51 80ZM105 81V80H104ZM111 81V80H110ZM115 81V80H114ZM29 82V83H30ZM56 83V82H55ZM54 83V84H55ZM117 83V82H116ZM13 84V83H12ZM15 84V83H14ZM48 87H47V85ZM57 84V83H56ZM53 84H50V86H52ZM32 86V87H33ZM56 85H54L55 87ZM96 86V85H95ZM104 86V85H103ZM48 88V93L46 88ZM59 87V86H58ZM5 88V89H6ZM104 88V87H103ZM12 89V88H11ZM53 88H51L52 90ZM14 91V90H13ZM55 91V90H54ZM9 92V91H8ZM107 93V92H106ZM115 93V92H114ZM163 93V90H162ZM11 94V93H10ZM53 94V92H52ZM51 94V95H52ZM36 95V94H35ZM54 96V95H53ZM101 96V95H99ZM108 96V95H107ZM114 96V95H113ZM4 97V96H3ZM36 97V99H37ZM103 96L100 97V102H102L101 104L104 105V98H102ZM38 99V100H39ZM64 99H66L64 97ZM67 99H69L67 97ZM95 99V98H94ZM50 100V101H49ZM59 100V101H57ZM113 100V99H112ZM111 101V100H109ZM115 101V100H114ZM117 101V100H116ZM1 102V99H0ZM98 102V101H97ZM106 102V101H105ZM46 103V104H45ZM99 103V102H98ZM117 103V102H116ZM119 103V102H118ZM121 103V101H120ZM2 104H3V100H2ZM40 104L42 105V103L40 102ZM78 104V103H77ZM123 104V103H122ZM163 104V103H162ZM18 105V104H17ZM73 107H72V106ZM88 105V104H87ZM116 105V104H114ZM1 106V103H0ZM112 106V105H110ZM117 106V105H116ZM120 106V105H119ZM118 106V107H119ZM128 106V104H127ZM126 106V107H127ZM3 107V105H2ZM5 107V106H4ZM45 107V108H44ZM104 106H101L100 109H102ZM125 107V106H124ZM143 107V106H142ZM163 107V106H160ZM159 107V109H161ZM1 108V107H0ZM7 107L2 108L3 110H5ZM94 108V107H93ZM117 108V107H116ZM0 109V111L2 110ZM107 109V107H106ZM112 109V107H111ZM147 109V108H146ZM157 109V108H156ZM155 109V110H156ZM110 110V109H109ZM115 110V109H114ZM125 110V109H124ZM143 110V109H142ZM152 110V109H150ZM6 111V110H5ZM8 111V110H7ZM6 111V113H7ZM10 111V110H9ZM108 111V110H106ZM113 111V110H112ZM119 111V110H118ZM117 111V112H118ZM4 112V111H3ZM1 115H7L5 112V114ZM11 112L8 117H10L12 119V121L14 120H18L22 117H24V115H22L23 112L19 111V114L15 113L13 114ZM156 112V111H155ZM161 112V111H160ZM164 113V111L162 112ZM154 114V113H153ZM80 115V113H79ZM157 115V114H155ZM109 116V115H108ZM8 117L6 116L5 118L7 119V121L9 120ZM86 117V116H85ZM84 118V117H83ZM1 119V117H0ZM3 119V118H2ZM81 119V121H80ZM4 120V119H3ZM115 120V119H114ZM123 120V119H122ZM11 121V120H10ZM116 121V120H115ZM120 121V120H119ZM18 122V121H17ZM29 125V121H27ZM88 122V121H87ZM5 124L6 127V121H2V124ZM9 123V122H8ZM13 124L12 128V132L10 136H2L1 132L2 130H0V135H1V141H0V165L2 166V164L5 165H9L10 163H12L13 160H17L19 159L21 156L23 157L22 154H24V152H20V147H22V145H26L22 142L18 143L17 140H19L18 138L21 137L20 134L18 135L19 130L21 129L20 127V123L19 125L16 122H11ZM33 123V122H31ZM36 123V124H37ZM114 123V122H113ZM10 124V123H9ZM7 124V125H9ZM87 124V123H86ZM227 124H232V125H227ZM250 124V127H252ZM254 126L252 127L254 130H257L259 133V130L261 131V129L264 128V125H259L260 127ZM12 126V125H9ZM112 126V125H111ZM20 127V129H19ZM28 127V126H27ZM29 127V128H30ZM0 128H2V126H0ZM104 128V126H103ZM4 129V127H3ZM9 129V127H8ZM28 129V128H27ZM74 129V128H73ZM77 129V130H79ZM7 130V129H6ZM11 130V129H10ZM103 130V129H102ZM22 130H20L19 133H21ZM31 131V130H30ZM84 130H82L83 132ZM118 131V130H117ZM256 131V132H257ZM5 132V131H4ZM69 132V131H68ZM67 132V133H68ZM101 132V131H100ZM9 133V131H8ZM8 133H4L5 135ZM13 133V134H12ZM73 133V131H72ZM102 133V132H101ZM115 133V132H114ZM256 133V134H258ZM22 134V133H21ZM29 134V135H30ZM182 134V133H181ZM235 134V135H234ZM237 134V135H236ZM17 135V136H16ZM30 135V136H31ZM70 135V134H69ZM83 135V134H82ZM98 135V134H97ZM180 135V134H179ZM19 136V137H18ZM183 136V134H182ZM254 136V135H253ZM18 137V138H17ZM59 137V136H58ZM186 137V136H185ZM238 137L240 139H238ZM17 138V139H16ZM60 138V137H59ZM63 138V137H62ZM252 138V137H251ZM22 139V137H21ZM57 139V138H56ZM64 139V138H63ZM74 139V138H73ZM82 139V138H81ZM89 139V137L87 138ZM188 139V138H187ZM260 139V138H259ZM48 140V141H47ZM52 140V138L50 139ZM58 140V139H57ZM93 140V139H92ZM193 140V139H192ZM191 140V141H192ZM252 140V139H251ZM254 140V139H253ZM261 140V139H260ZM23 141V140H20ZM53 141L54 145H56L57 148V144H55V142ZM59 141V140H58ZM61 141V140H60ZM59 141V143H60ZM86 141V140H85ZM188 142V141H187ZM200 142V143H201ZM29 143V140H28ZM52 142L49 144L50 147L53 144ZM253 143V142H252ZM255 143V142H254ZM260 143V142H259ZM263 143V141H262ZM98 144V143H97ZM192 144V143H191ZM30 146V148H31ZM195 146V145H194ZM11 147V148H10ZM26 146H24L25 149ZM196 147V146H195ZM200 147V146H199ZM264 147V146H263ZM6 148V149H5ZM8 148V150H7ZM53 150H55L54 152H57V155L55 156V158L53 157V163H57L58 167L59 164L61 165L63 160H64V153L59 151L61 150V148L58 146V148H60V150L56 151L57 149H55L54 147ZM50 148V149H51ZM243 148V147H242ZM241 148V150H242ZM245 148V147H244ZM256 148V147H255ZM23 149V150H24ZM29 149V148H28ZM33 151V148H31ZM63 149V148H62ZM199 149V148H198ZM197 149V150H198ZM202 148V150H204ZM72 150V149H71ZM74 150V149H73ZM97 150V149H96ZM95 150V151H96ZM237 150V149H236ZM28 151L29 154L26 152ZM89 151V150H88ZM205 151V152H206ZM238 151V150H237ZM248 151V150H247ZM254 151V150H253ZM26 152V156H24L23 158L29 159L31 160L33 158L29 157L30 155V150H25ZM66 153V151H64ZM200 152V151H199ZM204 152V151H203ZM245 152V151H244ZM255 152V151H254ZM262 152V151H261ZM22 153V154H21ZM48 153V154H47ZM55 153H51L55 155ZM73 153V152H72ZM227 153V152H226ZM225 153V154H226ZM28 154V155H27ZM207 154V152H206ZM205 154V155H206ZM207 154V155H208ZM234 154V153H233ZM238 154V153H237ZM249 154V152H248ZM25 155V154H24ZM53 155V156H54ZM194 155V154H193ZM198 155V154H197ZM204 155V156H205ZM243 155V154H242ZM241 155V156H242ZM47 156V157H48ZM66 156V155H65ZM202 156V155H200ZM213 156V157H215ZM224 156V155H223ZM240 156V157H241ZM249 156V155H248ZM20 158L21 160L23 158ZM46 157V159H47ZM51 157V156H49ZM48 157V158H49ZM193 157V156H192ZM199 157V155H198ZM208 157V156H207ZM229 157V156H228ZM237 157V156H236ZM235 157V158H236ZM254 157V156H253ZM31 158V159H30ZM35 158V157H34ZM44 158V159H43ZM52 158V157H51ZM51 158L47 159L51 160ZM75 158V157H74ZM77 158V157H76ZM190 157H188L189 159ZM196 158V157H195ZM227 158V157H225ZM232 158V157H231ZM245 158V156L243 157V159ZM255 158V157H254ZM262 158V157H261ZM19 159V160H20ZM23 159V160H24ZM191 159V158H190ZM193 159V158H192ZM257 159V158H256ZM22 160V161H23ZM24 160V161H25ZM35 161H38L36 159H34ZM66 160V159H65ZM71 160V159H70ZM73 160V159H72ZM187 160V159H185ZM196 160V159H195ZM202 160V159H200ZM218 160V159H217ZM227 160V159H226ZM230 160V159H229ZM234 160V159H233ZM237 160V159H236ZM254 160V159H252ZM251 160V161H252ZM264 160V159H263ZM69 161V160H68ZM199 161V160H198ZM219 161V160H218ZM243 161V160H242ZM250 161V160H249ZM248 161V162H249ZM14 162V161H13ZM220 162V161H219ZM239 162V161H238ZM246 162V161H245ZM254 162V161H253ZM37 163H41V161L37 162ZM67 163V161H66ZM64 163V164H66ZM72 163V162H71ZM203 163V161H202ZM216 163V162H215ZM222 163V161H221ZM227 163V162H226ZM234 163V162H233ZM236 163V162H235ZM234 163V164H235ZM250 163V162H249ZM257 163V162H256ZM31 164V163H30ZM74 164V162H73ZM218 164V163H217ZM225 164V162H224ZM244 164V163H243ZM14 165V164H13ZM75 165V164H74ZM229 165V163L227 164ZM226 165V166H227ZM197 166V165H196ZM195 166V167H196ZM250 166V165H248ZM247 166V167H248ZM262 166V165H261ZM63 167H65L63 165ZM194 167V168H195ZM219 167V166H217ZM223 167V164H222ZM225 167V166H224ZM245 167V166H244ZM259 167V166H258ZM68 168V167H67ZM70 168V166H69ZM200 168V167H199ZM198 168V169H199ZM246 168V167H245ZM251 168V167H250ZM250 168H247V177L249 175H253L252 170H250ZM1 169V167H0ZM142 169V175L144 174L145 169L144 168H140ZM144 169V171H143ZM205 169V168H203ZM217 169V168H216ZM220 169V168H219ZM227 169V167L225 168ZM235 169V168H234ZM261 169V168H260ZM24 170V169H22ZM60 170V169H59ZM58 170V171H59ZM68 170V169H67ZM66 170V171H67ZM148 167H147V171H148ZM209 170V169H208ZM212 170V169H211ZM215 170V169H214ZM224 170V169H222ZM233 170V169H232ZM236 170V169H235ZM20 170H18L19 172ZM27 168L26 171L27 172ZM57 171V172H58ZM138 171V170H137ZM147 171L145 173V175H147ZM218 171V170H217ZM216 171V172H217ZM242 171V170H241ZM245 171V169H244ZM255 171V170H254ZM31 172V171H29ZM52 172V170H51ZM56 172V171H55ZM50 173V171L48 172L47 175L51 174L50 176H48L50 179L49 181H51L50 183L53 184L54 188L56 189L52 192L50 195H46L47 192H40L35 189L34 193H28L27 189L25 187L24 183H20L17 181V177L13 175V178L10 175L4 173V171L2 172V170H0V264H67L66 260L67 259V252L65 249L69 248L70 246V251H73V248L77 249L80 252V256L84 257L85 260H88L86 263L88 262H92V264H108V262L117 260L116 258L114 259V257H110L107 258L104 255L111 251L113 248L112 245V239L111 237L109 238L110 235H112V237L114 238L117 237V235H128L130 236L129 239H133L135 236L134 241L139 240L137 238V236H139V234H142V232L144 233V230H140V229H129V227H127V230H123L121 231L120 229H109L110 226L108 227V220L105 218L100 219L99 217L93 216L91 214H87L86 211L82 212L81 210V206H80V202L79 199L77 197V195H75L73 193V191L70 189V186H67L66 182L61 179L62 177H60L55 173ZM136 172V171H135ZM141 172V171H140ZM203 172V170H202ZM213 172V170H212ZM221 172V171H220ZM21 173V171L19 172ZM23 173V171H22ZM64 173V172H63ZM219 173V172H217ZM224 173V172H222ZM227 173V172H226ZM45 174V175H46ZM65 174V173H64ZM75 174V173H74ZM238 174V172H237ZM240 174V173H239ZM243 174V173H242ZM260 174V173H259ZM137 175V174H136ZM143 175V177L145 176ZM224 175V174H223ZM223 175H219L220 176V180L223 181L222 183L218 184L224 186L225 190H223L222 192L225 193L226 192V204H229L228 207V212L230 213V216H232L231 212H247L248 210H255L259 205V199L256 198L254 195H251V193L249 192L251 190H248L249 188H247L248 186H246V188H244V184H239V183H234L235 181L232 179L229 183V178L232 177L230 174V177L227 176H223ZM226 175V174H225ZM236 175V174H235ZM241 175V174H240ZM68 176V173H67ZM76 176V175H75ZM212 176V175H210ZM239 176V175H238ZM243 177V175H241ZM246 176V174H245ZM262 176V175H261ZM46 177V176H45ZM44 177V178H45ZM70 177V176H69ZM72 177H74V175H71V180ZM126 177V176H125ZM136 177V176H135ZM201 177V176H200ZM214 177V176H213ZM218 177V176H217ZM241 177V178H242ZM246 177V178H247ZM250 177V176H249ZM258 177V176H257ZM47 178V177H46ZM70 178L69 181H70ZM75 178V177H74ZM124 178V177H123ZM127 178V177H126ZM150 178V177H148ZM195 178V177H194ZM193 178V179H194ZM203 178V177H202ZM205 178V176H204ZM223 178V179H222ZM238 178V177H236ZM245 178V179H246ZM261 177L259 176L258 180ZM263 178V177H262ZM261 178V179H262ZM48 179V178H47ZM46 179V180H47ZM66 179V178H65ZM129 179V178H128ZM133 179V178H132ZM131 179V180H132ZM158 179V178H157ZM206 179V178H205ZM208 179V178H207ZM210 179V178H209ZM218 179V178H215ZM235 179V177H234ZM239 179V178H238ZM236 179V182H238ZM244 178H242L243 180ZM249 179V178H248ZM247 179V181H248ZM255 179V178H254ZM260 179V180H261ZM197 180V179H196ZM213 180V179H212ZM241 180V179H239ZM241 180V181H242ZM252 179H250L251 181ZM264 180V179H263ZM158 181V180H157ZM156 181V182H157ZM233 181V182H232ZM48 182V181H47ZM72 182H74V184L76 183L75 181L72 180ZM160 182V181H159ZM183 182V181H182ZM199 182V180H198ZM215 182V181H213ZM220 182V181H218ZM246 182V181H245ZM259 182V181H258ZM26 183V182H25ZM46 183V182H45ZM49 183V182H48ZM47 183V185H48ZM49 183V185H50ZM70 183V182H69ZM134 183V182H131ZM225 183V184H224ZM251 183V182H250ZM249 183V185H250ZM73 184V183H72ZM71 184V186H73ZM145 184V182H144ZM150 183H146L144 186L143 184H141V187H144L149 185ZM152 184V183H151ZM150 184V185H151ZM164 184V183H163ZM161 184V185H163ZM187 184V183H185ZM189 184V183H188ZM203 184V183H202ZM202 184L199 183H190L187 188H184L182 190H184L181 194L184 196L180 197H184L185 199L188 198V196H190L191 194L194 195H198L201 193V190H199V186H202ZM211 184V183H210ZM209 184V186H210ZM217 184V182H216ZM248 184V183H247ZM262 184V183H261ZM48 185V186H49ZM69 185V184H68ZM156 185V184H155ZM160 185V184H159ZM192 185H194V188L191 187ZM252 185H256V184H252ZM260 185V184H259ZM258 185V186H259ZM52 186V187H53ZM129 186V185H128ZM135 186V184H134ZM152 186V185H151ZM154 186V185H153ZM165 186V185H164ZM186 186V187H187ZM213 186V185H212ZM261 186V185H260ZM130 187V186H129ZM127 187V188H129ZM140 187V185H139ZM150 187V186H149ZM162 187V186H160ZM159 189H162L160 188ZM168 187V186H167ZM183 187V185H182ZM207 187V186H206ZM263 187V186H262ZM48 188H51L48 187ZM144 188H140V191H146L143 190ZM153 188V187H151ZM150 188V190H151ZM203 188V187H201ZM208 188V187H207ZM210 188V187H209ZM224 188H221L224 189ZM254 188V186L252 187ZM40 189V188H39ZM42 189V188H41ZM51 189V190H52ZM139 191V188H136V191ZM156 189L157 185H156ZM158 189V190H159ZM164 189V188H163ZM187 189V190H186ZM205 189V188H204ZM211 189V188H210ZM209 189V190H210ZM216 189V188H214ZM219 189V188H218ZM218 189L215 190V193L211 191H207L206 193H210L212 196H216L218 194H220L218 192ZM256 189V188H255ZM258 189V188H257ZM264 189V188H263ZM129 190V189H128ZM130 190H132V187L130 188ZM149 190V191H150ZM177 190V189H176ZM219 190V191H221ZM254 189H252L253 191ZM261 190V189H260ZM134 191V190H132ZM170 191V190H169ZM173 191V190H172ZM218 193H217V192ZM39 192V193H38ZM111 192V191H110ZM156 192V191H154ZM163 192V190H162ZM166 192V191H165ZM176 192V191H175ZM221 192V193H222ZM261 192V191H259ZM45 193V194H43ZM109 193V192H108ZM119 193V192H118ZM117 193V194H118ZM124 193V192H123ZM129 193V192H128ZM138 193V192H137ZM142 193V192H141ZM256 193V192H255ZM40 194V195H39ZM116 194V195H117ZM139 194V193H138ZM161 194V191H160ZM169 194V193H168ZM205 194V193H204ZM209 194V195H210ZM261 194V193H260ZM131 195V193H130ZM128 195V196H130ZM139 195H143V194H139ZM146 195V194H145ZM155 195V194H152ZM176 195V193H175ZM177 195L178 191H177ZM202 195V194H201ZM222 195V194H221ZM108 196V195H107ZM112 196V194H111ZM113 196L114 193H113ZM119 196V195H117ZM123 196V195H122ZM159 196V195H158ZM199 196V195H198ZM225 196V195H224ZM126 197V196H125ZM161 197V196H159ZM158 197V198H159ZM165 197V196H163ZM162 197V198H163ZM204 197V196H203ZM206 197V196H205ZM208 197V196H207ZM218 197V196H217ZM216 197V198H217ZM223 197V196H222ZM259 197V196H258ZM264 197V195H263ZM98 198V197H97ZM112 199L114 197H111ZM110 198V199H111ZM116 198V197H115ZM166 198V197H165ZM179 198V196H178ZM182 198H180L182 200ZM199 198V197H198ZM211 197H209L208 199H210ZM261 198V197H260ZM120 199L121 198V194H120ZM120 199L118 198L115 201V204H120L121 202H123L124 200L122 199V201H120ZM125 199V198H124ZM140 199V198H139ZM144 199V197H143ZM146 199V197H145ZM151 199V198H150ZM154 199V198H152ZM191 199V198H190ZM204 199V198H203ZM207 198H205L206 200ZM207 199V201H208ZM213 199V198H212ZM46 200L52 202L53 204H57V205H63L64 207H66V210H63L62 213H60V215H54L51 216L49 214V212L47 211L46 206L44 205V201L46 202ZM133 198L131 197H127V204L130 203V201H132ZM136 200V199H135ZM142 200V199H141ZM148 201V199H146ZM145 200V201H146ZM157 200V198L155 199ZM160 200V199H159ZM157 200V201H159ZM176 200V199H175ZM189 200V199H188ZM193 200V199H191ZM197 200V199H196ZM216 200V199H215ZM105 201V200H104ZM113 201V200H112ZM183 201V200H182ZM186 201V200H185ZM263 201V199H262ZM97 202V201H96ZM106 202V201H105ZM125 202V201H124ZM123 202V203H124ZM141 202V201H140ZM152 202V201H151ZM156 202V201H155ZM191 202V201H190ZM201 202L204 205L205 203L208 202H204L203 200H201ZM214 203V201H212ZM224 202V201H223ZM122 203V204H123ZM143 204H145L144 202H142ZM141 203V204H142ZM186 203V202H185ZM188 203V202H187ZM212 203V204H213ZM221 203V202H220ZM225 203V202H224ZM108 204V203H107ZM111 204V203H109ZM142 204V207H143ZM191 204V203H190ZM200 204V203H199ZM211 204V202H210ZM227 204V205H228ZM263 204V203H262ZM57 205H54L56 207H58ZM92 205V204H91ZM114 205V203H113ZM124 205V204H123ZM140 205V204H139ZM137 205V206H139ZM146 205V204H145ZM144 205V206H145ZM154 205V204H153ZM193 205V204H192ZM195 205V204H194ZM198 205V204H197ZM207 205V204H206ZM205 205V206H206ZM217 205V204H216ZM219 205V204H218ZM223 205V204H221ZM227 205L225 206V209L227 207ZM53 206V205H52ZM87 206V205H86ZM97 206V205H96ZM95 206V207H96ZM112 206V205H111ZM116 206V205H115ZM120 206V205H119ZM126 206V205H124ZM129 206V205H128ZM133 206V205H132ZM148 206V205H147ZM156 206V205H155ZM209 206V203H208ZM260 206V205H259ZM60 207V206H59ZM56 208V209H59ZM83 207V206H82ZM109 207V206H108ZM127 207V206H126ZM158 207V206H157ZM193 207V206H192ZM203 207V206H202ZM201 207V208H202ZM212 207V206H211ZM219 207V206H218ZM224 207V206H222ZM261 207V206H260ZM129 208V207H128ZM131 208V207H130ZM136 208V207H135ZM140 208V207H139ZM153 208V207H152ZM195 208V206H194ZM197 208H200L199 206ZM200 208V210H201ZM209 208V207H208ZM216 208V207H215ZM65 209V208H64ZM98 209V208H97ZM110 208H108L109 210ZM114 209V208H113ZM116 209V208H115ZM121 209V208H120ZM196 209V208H195ZM203 209V208H202ZM205 209V208H204ZM220 209V208H219ZM264 209V208H263ZM62 210V209H61ZM84 210V209H83ZM95 210V209H94ZM93 210V211H94ZM102 210V209H101ZM107 210V209H106ZM127 210V209H126ZM132 210V209H130ZM138 210V209H134ZM161 210V209H160ZM199 210V209H198ZM207 210V209H206ZM213 210V208H212ZM216 210V209H215ZM224 210V209H223ZM222 210V211H223ZM246 210V211H243ZM60 212V210H58ZM98 211V210H97ZM120 211V210H119ZM121 211H125V210H121ZM120 211V212H121ZM128 211V210H127ZM209 211V210H208ZM221 211V210H218ZM227 211V210H226ZM90 212V211H89ZM95 212V211H94ZM100 212V211H99ZM98 212V213H99ZM114 212V211H113ZM200 212V211H199ZM224 212V211H223ZM92 213V212H90ZM110 213V211H109ZM197 213V212H196ZM213 213V212H212ZM217 213V212H216ZM222 213V212H221ZM227 213V212H226ZM252 213V212H251ZM114 214V213H113ZM118 214V213H117ZM125 214V213H124ZM155 214V212H154ZM158 214V213H157ZM205 214V213H204ZM225 214V213H224ZM223 214V215H224ZM237 214V213H236ZM236 214H234V216H236ZM254 214V211H253ZM257 214V213H256ZM121 215V214H120ZM184 215V214H183ZM186 215V214H185ZM194 215V214H193ZM215 215V214H214ZM217 215V214H216ZM238 215V214H237ZM240 215V214H239ZM98 216V215H97ZM115 216V215H114ZM118 216V215H117ZM143 216V215H142ZM219 216V213H218ZM222 216V215H221ZM226 216V215H225ZM229 216V217H230ZM233 216V217H234ZM256 216V215H255ZM260 216V215H259ZM131 217V216H130ZM212 217V216H211ZM217 217V216H216ZM220 217V216H219ZM217 217V218H219ZM223 217V216H222ZM243 217V216H242ZM253 217V215H252ZM186 218V217H185ZM196 218V217H195ZM227 218V217H226ZM236 218V217H235ZM239 218V217H238ZM236 218V219H238ZM251 218V216H250ZM249 218V219H250ZM130 219V218H129ZM142 219V218H140ZM150 219V218H149ZM175 219V218H173ZM190 219V218H189ZM199 219V218H198ZM197 219V220H198ZM261 219V218H260ZM154 220V219H153ZM167 220V219H166ZM234 220V219H233ZM243 220V219H242ZM241 220V221H242ZM248 220V219H247ZM246 220V221H247ZM256 220V218H255ZM122 221V220H121ZM126 221V220H125ZM185 221V220H184ZM192 221V220H191ZM237 221V220H236ZM264 221V220H262ZM110 222V221H109ZM119 222V221H118ZM140 222V221H139ZM147 222V221H146ZM155 222V221H154ZM157 222V221H156ZM161 222V221H160ZM193 222V221H192ZM198 222V221H196ZM244 222V221H243ZM241 222V223H243ZM248 222V221H247ZM261 222V221H260ZM142 223V222H141ZM187 223V221H186ZM191 223V222H189ZM214 223V222H213ZM245 223V222H244ZM250 225H247V227L245 226L241 232L242 236H244V240L241 239V234L238 233L237 230H240V226L238 227L237 225V230L234 229L235 231H233L232 233H228L224 230V228L222 226H220V228L222 227L224 231L218 230V227L216 226H211V228L209 227L208 229V233H211L210 231H212L211 235L209 234V239H207V241H209V243L205 244V247H201L202 249H207V251H210V259L207 260V263L211 264H218L219 261L223 260L225 257L228 258V262L233 263L235 262L236 258L238 255H245L246 252L248 251L246 249H242V243H245L243 241L246 240V242L252 244L254 242H256V240L260 239L261 236L264 235V224H257V221L254 225H252V221L250 220ZM247 223V224H249ZM254 223V222H253ZM132 223H130L131 225ZM134 224V223H133ZM139 224V223H138ZM161 224V223H160ZM188 224V223H187ZM193 224V223H192ZM196 224V223H195ZM216 225V223H214ZM114 225V224H113ZM135 225V224H134ZM144 225V224H143ZM146 225V224H145ZM154 225V224H153ZM158 225V224H157ZM156 225V226H157ZM180 225V224H179ZM183 225V224H182ZM186 225V224H185ZM190 225V224H189ZM197 225V224H196ZM240 225V224H239ZM243 225V224H241ZM246 225V224H245ZM137 226V225H136ZM139 226V225H138ZM142 226V225H141ZM150 226V225H149ZM163 226V225H162ZM161 226V227H162ZM175 227V225H172ZM178 226V225H176ZM198 226V225H197ZM204 226V225H203ZM210 226V224H209ZM218 226V225H217ZM227 226V225H226ZM234 226V225H233ZM108 227V230H107ZM152 227V226H151ZM150 227V228H151ZM160 227V226H159ZM169 227V224H168ZM186 227V226H185ZM193 228H190L189 226H187L186 228H178L175 227L174 230V234L175 231L180 234L179 232H190L194 229L195 226H192ZM225 227V225H224ZM228 227H230L228 225ZM119 228V227H117ZM132 228V227H131ZM134 228V227H133ZM154 228V227H153ZM200 228V226L198 227ZM219 228V229H220ZM231 228V227H230ZM235 228V227H234ZM239 228V229H238ZM149 229V228H148ZM158 229V228H157ZM166 229V228H164ZM207 229V228H206ZM115 230V231H114ZM151 230V229H150ZM163 230V228H162ZM168 230V228H167ZM199 230H203V229H199ZM229 230V229H228ZM231 230V229H230ZM149 231V230H148ZM154 231V230H152ZM170 231V230H169ZM179 231V232H178ZM198 233V230H196ZM241 231V230H240ZM147 232V231H146ZM145 232V234H146ZM159 232V231H157ZM162 232V231H161ZM160 232V233H161ZM172 232V231H171ZM204 232L206 231H201L200 235L202 234L204 236ZM150 233V231H149ZM156 233V232H155ZM196 233V232H195ZM194 233V234H195ZM148 234V233H147ZM146 234V235H147ZM167 234L164 232V235ZM176 234V235H178ZM193 234V233H191ZM154 235V234H152ZM161 235V234H160ZM181 235V234H180ZM183 235V234H182ZM186 235V234H185ZM199 235V234H198ZM207 235V233H206ZM149 236V234H148ZM147 236V237H148ZM151 236V235H150ZM157 236V235H155ZM175 236V235H174ZM173 236V238L169 241H171L169 243L170 248L173 252H178L180 251L182 247H184L185 245V241L183 242L182 240L179 241L177 239H175ZM119 237V236H118ZM144 237V236H143ZM169 237V236H168ZM167 237V238H168ZM183 237V236H182ZM193 237V236H192ZM205 237V236H204ZM128 238V237H127ZM149 238V237H148ZM154 239V237H152ZM262 238V237H261ZM264 238V237H263ZM115 239V238H114ZM129 245V247L127 249L123 248L121 245H118V242L116 245L114 243V247H117V252L120 255V252H125V250L131 251L132 252V260L129 259V262L131 264H165V260H167V253H164L162 251H157V253L153 255H151V253H149L150 255H144L140 254L139 251H142L139 249V244L137 242H133V240ZM145 239V238H144ZM175 239V240H173ZM197 239V238H196ZM206 239V238H205ZM112 240V241H111ZM122 240V239H121ZM124 240V239H123ZM128 240V239H127ZM143 240V239H141ZM152 240V239H151ZM159 240V239H158ZM188 240V239H187ZM195 240V239H194ZM200 240V239H199ZM125 241V240H124ZM149 241V240H148ZM157 241V240H156ZM155 241V242H156ZM161 241V239H160ZM178 241V242H176ZM206 241V242H207ZM261 241V240H260ZM142 242V241H140ZM152 242V241H151ZM163 242V241H162ZM199 242V241H198ZM201 242V241H200ZM203 242V241H202ZM205 242V241H204ZM203 242V243H204ZM264 242V241H263ZM127 243V242H126ZM147 243V242H146ZM154 243V241H153ZM164 243V242H163ZM257 243V242H256ZM144 244V243H143ZM148 244V243H147ZM152 244V243H151ZM150 244V245H151ZM181 244V246H180ZM184 244V245H183ZM200 244V243H199ZM198 244V245H199ZM48 245H51L53 247V249H50L48 247ZM123 245V244H122ZM127 245V244H125ZM165 245V244H164ZM163 245V246H164ZM248 245V244H247ZM259 245V244H258ZM255 245L254 246H258ZM264 245V244H263ZM149 246V244H148ZM153 246V245H151ZM172 246V247H171ZM121 247V248H120ZM142 247V245H141ZM146 247V246H145ZM169 247V246H168ZM199 247V246H197ZM196 247V248H197ZM243 247H245V245H243ZM247 247V246H246ZM152 248V247H151ZM161 248V247H160ZM178 248V249H177ZM200 248V247H199ZM250 248V246H249ZM255 248V247H254ZM74 249V250H75ZM119 249V250H118ZM124 249V250H123ZM150 249V248H149ZM158 250V248H156ZM169 249V248H168ZM167 249V250H168ZM68 250V249H67ZM145 250V248H144ZM146 250H148L146 248ZM165 250V248H164ZM170 250V251H171ZM183 250V248H182ZM188 250V249H187ZM194 250V249H193ZM199 250V249H198ZM260 250V249H259ZM150 251V250H149ZM196 251V250H194ZM206 251V252H207ZM257 250L255 249V252ZM66 252V253H65ZM75 252V251H73ZM78 252V253H79ZM152 252V251H151ZM204 252V251H203ZM250 252V251H248ZM247 252V253H248ZM261 252V250H260ZM69 253V252H68ZM77 253V254H78ZM143 253V252H142ZM197 253V252H196ZM251 254L253 253L252 251L250 252ZM71 254V252L69 253ZM130 254V253H129ZM198 254V253H197ZM202 254V253H201ZM208 254V255H209ZM255 254V253H254ZM258 254V253H257ZM73 255V254H71ZM174 255V254H171ZM168 255L169 258H171ZM207 255V253H206ZM205 255V256H206ZM207 255V256H208ZM242 255V256H243ZM250 255V254H248ZM259 255V254H258ZM257 255V256H258ZM118 256L115 255V257ZM201 256V255H200ZM252 256V255H251ZM256 256V255H255ZM70 257V256H68ZM109 257V256H108ZM129 257V256H128ZM173 258L175 257L172 256ZM199 257V256H198ZM239 257V256H238ZM247 257V256H246ZM259 257V256H258ZM71 258V257H70ZM69 258V259H70ZM166 258V259H165ZM203 258V256H202ZM201 258V259H202ZM206 258V257H205ZM250 258V256H249ZM122 259V258H121ZM197 259V257H196ZM199 259V258H198ZM238 259V258H237ZM240 259V258H239ZM252 259V258H250ZM261 259V258H260ZM123 260V259H122ZM169 260V259H168ZM227 260V259H225ZM241 260V259H240ZM253 260V259H252ZM264 260V258H263ZM239 261V260H238ZM244 261V260H243ZM257 261V260H256ZM69 262H72L69 260ZM68 262V263H69ZM203 262V261H202ZM206 262V261H205ZM222 262V261H221ZM220 264H224V262H222ZM227 262V261H226ZM241 262V261H240ZM248 262V260H247ZM250 262V260H249ZM85 263V264H86ZM117 263V261H116ZM129 263V264H130ZM245 263V262H244ZM255 263V262H254ZM253 263V264H254ZM260 263V262H259ZM72 264V263H71ZM75 264V263H74ZM77 264V263H76ZM128 264V263H127ZM237 264V263H236ZM241 264V263H239ZM246 264V263H245ZM252 264V263H251ZM257 264V263H256ZM261 264H264L261 263Z\"/></svg>",
	"mask_w": 264,
	"mask_h": 264
}]
</instances>
